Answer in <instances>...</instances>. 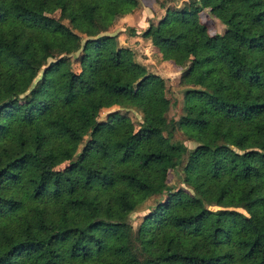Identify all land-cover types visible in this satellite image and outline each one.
<instances>
[{"label":"trees","instance_id":"1","mask_svg":"<svg viewBox=\"0 0 264 264\" xmlns=\"http://www.w3.org/2000/svg\"><path fill=\"white\" fill-rule=\"evenodd\" d=\"M137 5L0 0V264H264V0H189L142 34L184 67L178 121L163 78L107 35Z\"/></svg>","mask_w":264,"mask_h":264},{"label":"rangeland","instance_id":"2","mask_svg":"<svg viewBox=\"0 0 264 264\" xmlns=\"http://www.w3.org/2000/svg\"><path fill=\"white\" fill-rule=\"evenodd\" d=\"M189 8V0H138V5L128 14L123 17L117 18L112 26L107 31V35L116 36L119 45L131 49L134 53L135 61L142 65L148 73L157 74L163 78V84L165 87L166 97L171 101V107L168 111V117L176 121L179 120L182 114L183 95L187 89L182 81V74L184 67H178L169 62H162L157 50L151 44L148 38H145L142 34L149 28L150 25L155 24L161 17L165 15L167 9H182ZM43 14L47 18L60 20L68 27H70V20L67 15H64L60 9L56 8L53 11H43ZM201 21L207 26L208 32L211 35L223 34L225 26L216 19L209 9L203 10L200 14ZM85 37L82 36L81 45L85 41ZM81 55V49L67 55L68 64L74 72L80 71L79 57ZM62 56V55H60ZM59 55H55L54 58H49L34 80L32 86L35 87L38 80H40L44 69L53 61H56ZM115 109H103L99 112L98 120H103L106 115ZM131 120L134 123L135 130L141 119L140 113L135 110L128 111ZM173 140L182 141L189 149H192L196 144L188 140L183 133L176 129L174 130ZM67 160L66 162L70 161ZM186 162V156H184L175 168L169 169L167 182L172 191L178 188L184 187L182 182V168ZM66 163L59 166L57 170L62 169ZM165 198V195H160L151 198L145 205L143 211L134 212L129 217V224L135 231L141 223L143 215L147 214L154 207L156 202ZM241 211V209H238Z\"/></svg>","mask_w":264,"mask_h":264}]
</instances>
